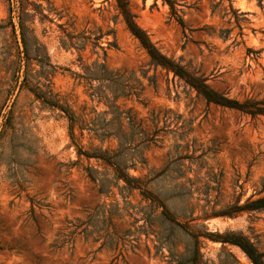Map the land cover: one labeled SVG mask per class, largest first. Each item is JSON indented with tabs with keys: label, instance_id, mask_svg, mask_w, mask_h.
Listing matches in <instances>:
<instances>
[{
	"label": "rangeland",
	"instance_id": "1",
	"mask_svg": "<svg viewBox=\"0 0 264 264\" xmlns=\"http://www.w3.org/2000/svg\"><path fill=\"white\" fill-rule=\"evenodd\" d=\"M173 1L176 14L163 0H131L137 24L160 52L206 76L213 90L230 98L264 100V0ZM23 4L26 48L17 29L19 1L0 0V264H186L189 237L175 228L177 255L170 263L162 256L168 255L166 246L156 253L155 233L145 221L148 202L138 189L121 188L122 179L115 183L107 161L77 155V145L106 151L129 175L147 180L146 187L180 220L190 210L192 217L201 216L264 195L263 114L208 103L172 72L154 68L115 0ZM84 37V49H78ZM35 58L52 66L49 83L43 77L40 82L74 112L76 145L63 113L42 106L14 81L18 63L27 64L16 72L19 79L23 69L39 71ZM94 61L118 69L141 89L139 98L120 97L116 104L148 125L158 114L156 142L135 146L139 139L128 122L119 123L107 105L90 98L99 82L84 66ZM94 130L117 136L101 141ZM121 131L131 144H119ZM178 157L183 176L176 182L183 186L173 188ZM188 226L240 231L264 253V209L208 216ZM201 241L203 264H252L236 245Z\"/></svg>",
	"mask_w": 264,
	"mask_h": 264
},
{
	"label": "trees",
	"instance_id": "2",
	"mask_svg": "<svg viewBox=\"0 0 264 264\" xmlns=\"http://www.w3.org/2000/svg\"><path fill=\"white\" fill-rule=\"evenodd\" d=\"M18 21H17V29L19 32V39L24 48H26V33L27 27L24 24V16L27 15L25 12V7L23 4L24 0H18ZM168 3L170 11L174 14L177 13V8L175 7V2L173 0H163ZM131 0H115V6L118 10V15L122 17V20L125 24L127 30L131 33V35L137 39L140 46L146 51L147 55L150 58V64L154 66V68L160 67L164 69L166 72H172L173 76H176L179 80H182L183 83L189 88L196 91L198 95H201L204 100L208 103H214L220 106L232 108L238 110L245 114H250L254 116L256 114L264 115V100L263 99H255V98H246L242 101L230 98L223 92H219L213 90L210 85L207 83V77L202 74H197V72L191 70L185 64H181L180 60H175L172 57H168L165 54L161 53L160 50L154 45V43L149 38L148 34L144 29H142L135 20V14L131 9ZM11 23V29L14 32L15 24ZM74 36L69 35V44L72 45L74 42H71V39ZM85 38L82 40V46L78 47V49H84ZM97 39V38H96ZM95 45V43H94ZM26 50V49H25ZM36 61L40 65L39 71H35L34 74H27V70L23 69V72H26L23 75L22 79H19V75L16 72L20 70V67H27L26 63H18L19 67L13 70L12 76L15 78L14 81L20 86H24L27 90H29L36 99L40 101L42 106H46L51 109H58L63 113V115L68 119V129H69V137L71 142L75 145L77 144L75 135L73 133V127L75 123L74 112L66 105L60 102L57 94L52 93L50 87L48 86L49 78L47 71L48 67H52L47 61L38 60ZM47 59V56H45ZM31 69V68H29ZM85 73L89 72L90 78L99 82V85L89 92L90 98H95L97 103L103 102L108 106L109 113H112L113 118L116 119L119 123L125 119L132 132L137 134L138 144H142L144 146H148L150 143H154L157 141V128L158 125V114H153L151 118V124L148 125L144 123L143 119H139L136 117V113L131 111V108L125 110L121 109L119 105L116 104L117 100L120 97H129L131 95H135L139 98L141 93V89L137 90L135 86L131 85L129 79L123 76L118 69H109L104 62L98 63L97 61L92 62L91 65L84 66ZM29 77H32L34 81H31ZM40 77H43L48 83H41ZM42 84L45 89L40 87ZM107 111L104 110L103 114H106ZM152 126V129L149 127ZM93 130V129H92ZM120 136L118 137L119 144L129 143L131 144L133 139L125 137V133L120 132ZM93 134L98 137L101 141L105 138H110L111 136H117L112 132H107L105 130L96 132L93 131ZM133 137V134L132 136ZM77 155H84L86 158L93 157L95 159H102L107 161L110 165H113L115 171V183L118 180L122 179L124 181V185L121 188H127L129 190L138 189L141 195V199L148 202V213L146 218V224L148 227V231L150 233H155V238L158 244L154 245L156 248V253H160L162 255L161 248L163 246L167 247L168 256L171 262L175 256L177 255L174 251L175 249V228L181 229L190 239L191 248L185 253L186 264H203L202 261V253L200 252V244L201 238L211 239L214 241H219L221 244H233L238 246L245 255L249 258L252 264H264L263 257L264 253L259 251L257 247L254 245L250 239L242 234L240 231H232L226 230L222 233L216 232H200L198 230L191 229L188 224L190 221L196 219H204L208 216H234L237 213L242 211H260L264 209V195L256 197L254 199H247L243 204H235L229 206L226 210H217L208 213L207 211L202 212L201 216L192 217V210L188 212H184L186 214H181V217L184 220H180L177 216H175L164 204V201L160 199L155 193L150 191L147 187V180H142L139 177H134L129 175L123 169L124 166L116 163L113 159V156L108 154L106 151H101L98 148H94L91 151L82 150V147L76 146ZM182 157H178L176 161V169L178 174L171 176V179L174 181L173 188L178 186H183L182 183L176 182L178 178H181L183 174H181ZM170 168H165L161 171V174H165L169 171ZM90 179L92 181L96 180V177L92 174L88 173ZM159 175V174H157ZM160 207V211L158 215L151 216L156 209ZM154 217V218H153ZM154 221L158 225H160L159 230L154 229ZM168 259V260H169Z\"/></svg>",
	"mask_w": 264,
	"mask_h": 264
}]
</instances>
